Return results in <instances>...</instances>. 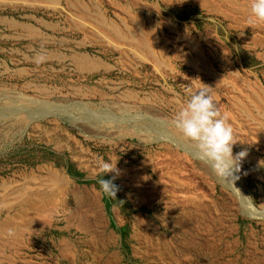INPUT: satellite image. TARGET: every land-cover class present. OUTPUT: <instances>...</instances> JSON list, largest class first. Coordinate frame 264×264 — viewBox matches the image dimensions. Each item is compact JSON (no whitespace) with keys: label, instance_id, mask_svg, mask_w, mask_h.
Wrapping results in <instances>:
<instances>
[{"label":"rangeland","instance_id":"obj_1","mask_svg":"<svg viewBox=\"0 0 264 264\" xmlns=\"http://www.w3.org/2000/svg\"><path fill=\"white\" fill-rule=\"evenodd\" d=\"M249 16L250 0H0V264H264ZM205 85L247 151L231 176L176 127Z\"/></svg>","mask_w":264,"mask_h":264},{"label":"clouds","instance_id":"obj_2","mask_svg":"<svg viewBox=\"0 0 264 264\" xmlns=\"http://www.w3.org/2000/svg\"><path fill=\"white\" fill-rule=\"evenodd\" d=\"M257 22L264 23V0H250L249 26ZM44 59L43 56L40 57ZM190 92V98L175 116L177 129L182 135L196 143L201 160L210 165L217 177L232 175L233 170L240 171L242 160L247 156L243 150L233 155V146L237 143L235 131L229 123L226 114H222L216 101L212 88H204ZM100 172L104 176L114 173L111 179H100V189L109 198L116 199L120 188L114 181L121 175L117 162L101 161Z\"/></svg>","mask_w":264,"mask_h":264},{"label":"trees","instance_id":"obj_3","mask_svg":"<svg viewBox=\"0 0 264 264\" xmlns=\"http://www.w3.org/2000/svg\"><path fill=\"white\" fill-rule=\"evenodd\" d=\"M108 201V205L110 206L111 205V200H107Z\"/></svg>","mask_w":264,"mask_h":264}]
</instances>
